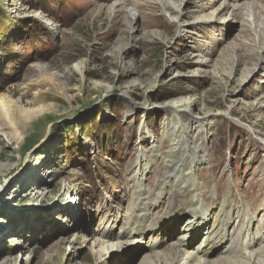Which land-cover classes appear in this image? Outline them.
<instances>
[{"label": "rangeland", "instance_id": "rangeland-1", "mask_svg": "<svg viewBox=\"0 0 264 264\" xmlns=\"http://www.w3.org/2000/svg\"><path fill=\"white\" fill-rule=\"evenodd\" d=\"M123 1L0 0V100L50 108L17 131L0 119V264H162L165 248L196 253L201 241L182 238L185 218L162 246L138 233L142 203L156 218L150 225L169 218L159 158L168 110L202 122L187 127L205 155L194 171L201 202L233 210L230 236L210 260L233 258L232 248L254 239L251 255L237 257L264 254V70L244 82L257 62L242 58L239 68L226 57L244 42L242 23H217L212 38L200 9L223 1L131 0L115 16ZM71 207L79 215H67ZM104 241L115 248L109 255Z\"/></svg>", "mask_w": 264, "mask_h": 264}, {"label": "bare ground", "instance_id": "bare-ground-1", "mask_svg": "<svg viewBox=\"0 0 264 264\" xmlns=\"http://www.w3.org/2000/svg\"><path fill=\"white\" fill-rule=\"evenodd\" d=\"M217 1L223 2H221L219 7L216 9L215 7L213 8L211 6V8H209L210 10L207 9L206 6L201 7L200 15H202V17L200 19L207 24L205 26L211 27L212 38L214 35L213 28L217 23L221 24L222 26L224 23L236 20L242 23L243 26L241 31L244 33V42H242L241 45L233 46L232 50H228L226 57L228 56V62L238 64L239 68L243 66V62L241 61L242 58L247 57L249 58L250 62H257L256 67H254L252 70L248 69L246 71L244 76L245 82L247 81V78H250L251 73L255 72L257 68L261 67L264 70V0ZM130 2L131 0H124L118 4V7L115 5L116 8H112L115 16H122L125 12L124 9L126 8L127 3ZM132 3L134 4L133 0ZM170 5L171 3L166 1L164 8L172 12L177 10L180 11V8L177 7V3H174V7ZM126 15L131 19H134L135 17L133 10L129 11V13ZM174 20L178 22L179 18H175ZM34 82L35 81H31L28 87L31 85L33 86ZM262 103L264 104V92ZM185 108L189 109V105L185 106ZM48 110H50V108L44 105H37L34 108L28 109L20 107L16 103L10 101L7 96L0 100V119H4V122L7 125L12 126L15 131L18 130V123L24 125L38 124L41 115L46 113ZM217 116L218 115L208 116L203 120L205 121L204 125H208L210 122L212 123ZM167 117L168 120L164 126V131L166 132V136L169 137L168 148L161 156H159V158L162 161V164L165 166L163 174L166 183H168L165 192L167 193L166 196H169L170 198L169 218H167V221L165 222H162L161 219L158 220L159 225L162 224V226L157 227L153 224L150 225V223L156 218L153 217V214L150 212V209L147 208L146 204L142 203V205L139 207V210L142 212L141 215L145 216L146 222L138 232L141 234L139 237L141 240H145V238L151 234V236L155 237L157 241L159 240L161 242L162 246L177 231L174 230V225L185 218L184 225L187 224L186 227L188 228L187 231L185 230L186 234L182 236L183 239L185 238V243H187L189 246L202 240L206 241V243H201L196 253H186V250L184 252L179 250H166L165 248L163 252H157V258L162 261V264H264V254L261 255L259 253L260 255L257 254L255 257L253 254V257L251 256L249 259L245 258V260L242 259L243 257H237L239 255V250L236 249L231 251V253L234 255L233 258L221 257L219 261L214 262L213 260H210L212 257L209 255L212 252V248L218 245L222 246L224 242L227 241L228 237L230 236L231 225L227 220H223V218H221L225 211V207H212L210 208L211 210L207 212V215L214 216L215 221L218 219L217 226L215 224H206V215L204 214L203 209L201 210V208H198L200 207V202H198L200 187L197 182V175L194 173V171L197 170L198 165L205 160V155L201 145L194 144L196 141L193 139V133L192 135L188 134L189 130H187V127L189 124H191L196 129V127L201 125L202 122L193 116L187 117L184 115V113H180V111L177 110H168ZM24 146L25 143L23 148ZM158 155L160 154L158 153ZM147 163H153V159L150 158ZM141 171L142 173L140 181H143V179L148 176L149 170L145 168ZM180 186H182V191L177 190V188ZM183 191L184 194H182ZM163 195H165V193H163ZM76 203L77 205L79 204L78 200ZM65 212L70 217H76L79 215L78 209H74L73 207L67 211L65 210ZM130 236L133 237L134 234H129L128 238L132 239ZM113 237H115L114 232L111 234L110 238ZM260 240L264 242V237H262ZM257 244L258 241L249 240L247 243L243 244L245 246L244 250H249L255 247ZM100 245H102V254L104 255L111 254L110 248H112V250L115 249L113 247H106L107 242L105 241L100 242ZM248 252H250L249 255H251V251L249 250ZM143 264L157 263L149 257L145 259Z\"/></svg>", "mask_w": 264, "mask_h": 264}, {"label": "trees", "instance_id": "trees-1", "mask_svg": "<svg viewBox=\"0 0 264 264\" xmlns=\"http://www.w3.org/2000/svg\"><path fill=\"white\" fill-rule=\"evenodd\" d=\"M0 18H3L4 20H7V16H6L4 10L2 9V7H0Z\"/></svg>", "mask_w": 264, "mask_h": 264}]
</instances>
